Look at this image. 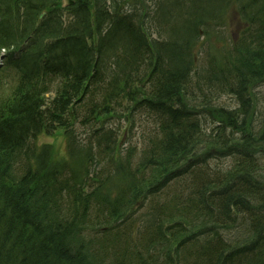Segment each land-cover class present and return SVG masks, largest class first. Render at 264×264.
Listing matches in <instances>:
<instances>
[{"label":"trees","instance_id":"obj_1","mask_svg":"<svg viewBox=\"0 0 264 264\" xmlns=\"http://www.w3.org/2000/svg\"><path fill=\"white\" fill-rule=\"evenodd\" d=\"M71 1L0 0V264H264V0Z\"/></svg>","mask_w":264,"mask_h":264},{"label":"rangeland","instance_id":"obj_2","mask_svg":"<svg viewBox=\"0 0 264 264\" xmlns=\"http://www.w3.org/2000/svg\"><path fill=\"white\" fill-rule=\"evenodd\" d=\"M149 8H150V3H148V5H147V10ZM232 25H237L238 26L237 22H232ZM235 29H236L235 27H234V29L232 28V34L234 33ZM3 56H4V53H0V60H1V58ZM258 92H259V90L255 91L256 94ZM219 103L222 104V106L235 107L234 99L229 97V96H227V95H223V97L220 98ZM34 144H35L36 151H39L43 145L44 146H48V148H49V150L51 152L50 154H51L52 160L54 159V160H57V161H61L62 159L65 158L64 157L65 156V139H64L61 131H58L56 134L51 135V136H46L44 134H41V135H39L37 137V139L35 140ZM231 238H232V235H231ZM244 238L245 237H241V236L235 237V239L240 241V242Z\"/></svg>","mask_w":264,"mask_h":264}]
</instances>
